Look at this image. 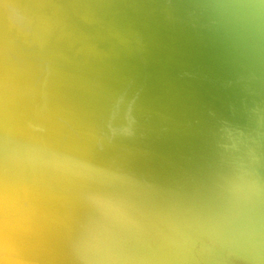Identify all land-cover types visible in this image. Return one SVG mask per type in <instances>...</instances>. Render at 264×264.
<instances>
[{
    "label": "bare ground",
    "instance_id": "6f19581e",
    "mask_svg": "<svg viewBox=\"0 0 264 264\" xmlns=\"http://www.w3.org/2000/svg\"><path fill=\"white\" fill-rule=\"evenodd\" d=\"M0 264H264V0H0Z\"/></svg>",
    "mask_w": 264,
    "mask_h": 264
}]
</instances>
